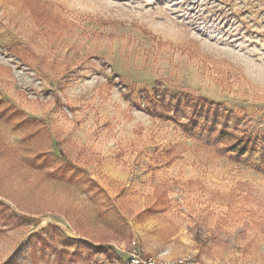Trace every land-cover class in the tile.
<instances>
[{"label":"rangeland","instance_id":"rangeland-1","mask_svg":"<svg viewBox=\"0 0 264 264\" xmlns=\"http://www.w3.org/2000/svg\"><path fill=\"white\" fill-rule=\"evenodd\" d=\"M134 250L264 264V0H0V264Z\"/></svg>","mask_w":264,"mask_h":264},{"label":"built area","instance_id":"built-area-1","mask_svg":"<svg viewBox=\"0 0 264 264\" xmlns=\"http://www.w3.org/2000/svg\"><path fill=\"white\" fill-rule=\"evenodd\" d=\"M124 264H166V262L158 257L141 254L134 250L128 254Z\"/></svg>","mask_w":264,"mask_h":264},{"label":"trees","instance_id":"trees-1","mask_svg":"<svg viewBox=\"0 0 264 264\" xmlns=\"http://www.w3.org/2000/svg\"><path fill=\"white\" fill-rule=\"evenodd\" d=\"M223 117H224V114L221 113V118H223ZM189 123H191L193 126H196L197 125L196 122H194V121L191 122V119L189 120ZM244 152H245V150H243V149L240 151L241 154H243ZM175 264H181V263H175Z\"/></svg>","mask_w":264,"mask_h":264}]
</instances>
